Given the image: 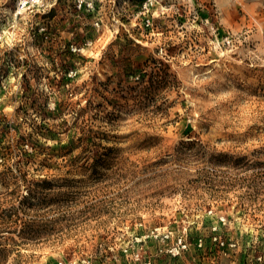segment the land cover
I'll return each instance as SVG.
<instances>
[{
	"label": "rangeland",
	"instance_id": "obj_1",
	"mask_svg": "<svg viewBox=\"0 0 264 264\" xmlns=\"http://www.w3.org/2000/svg\"><path fill=\"white\" fill-rule=\"evenodd\" d=\"M0 264H264V0H0Z\"/></svg>",
	"mask_w": 264,
	"mask_h": 264
},
{
	"label": "built area",
	"instance_id": "obj_2",
	"mask_svg": "<svg viewBox=\"0 0 264 264\" xmlns=\"http://www.w3.org/2000/svg\"><path fill=\"white\" fill-rule=\"evenodd\" d=\"M235 250H213L214 254L218 256L219 254L231 255Z\"/></svg>",
	"mask_w": 264,
	"mask_h": 264
},
{
	"label": "bare ground",
	"instance_id": "obj_3",
	"mask_svg": "<svg viewBox=\"0 0 264 264\" xmlns=\"http://www.w3.org/2000/svg\"><path fill=\"white\" fill-rule=\"evenodd\" d=\"M24 2V1H23Z\"/></svg>",
	"mask_w": 264,
	"mask_h": 264
}]
</instances>
